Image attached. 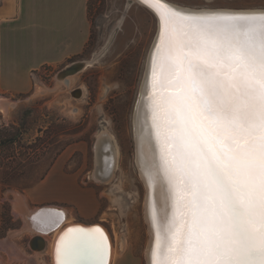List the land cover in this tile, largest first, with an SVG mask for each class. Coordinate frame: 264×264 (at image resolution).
Here are the masks:
<instances>
[{
  "label": "snow or ice",
  "instance_id": "snow-or-ice-1",
  "mask_svg": "<svg viewBox=\"0 0 264 264\" xmlns=\"http://www.w3.org/2000/svg\"><path fill=\"white\" fill-rule=\"evenodd\" d=\"M142 3L160 21L141 142L142 160L145 143L155 146L144 172L151 264H264V12ZM107 255L99 227L69 228L56 247L57 264Z\"/></svg>",
  "mask_w": 264,
  "mask_h": 264
},
{
  "label": "rangeland",
  "instance_id": "rangeland-1",
  "mask_svg": "<svg viewBox=\"0 0 264 264\" xmlns=\"http://www.w3.org/2000/svg\"><path fill=\"white\" fill-rule=\"evenodd\" d=\"M168 1L198 9L264 8V0ZM88 3L91 37L84 53L43 69L37 75L41 82L27 93L0 91V98L13 104L0 111V264H52L53 232L46 235L48 248L39 254L31 245L37 232H13L25 224L17 208L53 204L32 200L30 189L45 178L58 158L64 172L76 175L78 184L97 197V217L84 223H101L109 229L115 244L114 264H147L146 187L136 162L134 115L158 31L157 19L136 0ZM79 60L91 63L70 76L68 85H57V73ZM39 84L47 88L41 90ZM76 88H82L80 96L74 95ZM103 131L114 139L118 154L112 171L97 179L96 142ZM66 208L70 222H82L74 205ZM16 249L19 252L14 253Z\"/></svg>",
  "mask_w": 264,
  "mask_h": 264
},
{
  "label": "crops",
  "instance_id": "crops-1",
  "mask_svg": "<svg viewBox=\"0 0 264 264\" xmlns=\"http://www.w3.org/2000/svg\"><path fill=\"white\" fill-rule=\"evenodd\" d=\"M88 1L0 0L1 92L27 93L41 82L36 76L43 69L61 65L84 53L91 37ZM1 141L0 131V166L3 161ZM63 165L58 158L45 178L30 189L31 198L53 203L44 205L63 207L68 217L66 205H74L79 219L90 222L97 217L100 203L91 189L78 184L76 175L64 172ZM2 191L0 182V224ZM35 236L31 245L34 249H44V239Z\"/></svg>",
  "mask_w": 264,
  "mask_h": 264
},
{
  "label": "bare ground",
  "instance_id": "bare-ground-1",
  "mask_svg": "<svg viewBox=\"0 0 264 264\" xmlns=\"http://www.w3.org/2000/svg\"><path fill=\"white\" fill-rule=\"evenodd\" d=\"M136 1H138L142 6H144L148 11H150L156 17L157 28H158L155 42L152 46V49L148 57L146 72L144 75V80L141 86L140 95H139V99L136 105L135 115H134L136 162H137V166L139 169V173L146 187L145 218L148 223V232H149V243H148L147 250H146V262L147 264H151L150 249L154 243V230L152 228L151 215H150V197L152 196V192L149 189L147 178L144 172H145V168L147 167V165L151 162V157L155 151V146H154V141H152L151 142L152 149L151 151H149L148 144L147 142L145 143L144 145L145 155L142 160L141 142L142 140L148 141L150 132H151L150 119H149L150 113L147 107L148 105L147 93L149 91L148 82L150 79V60H151L152 53L154 51V46L158 42V37L160 33V21L153 9H151L150 7L142 3V0H136ZM160 2L168 3L171 7L175 9H178L182 12H190V13H201V12L262 13L264 12V8H260V9L259 8H255V9L200 8L198 9V8H191L188 6H180L168 0H160ZM90 63H91L90 60H79V61H74L66 65V67L61 69L56 75L57 85H60L63 83L68 85L70 82V76L75 75L78 72L84 70L85 68H87V66L90 65ZM38 86H40L39 89L41 90H45L47 88L45 84H39ZM10 105H13L11 101H9L8 99H5L4 97L0 98V111H5L6 109H8ZM96 146H97L96 147L97 150H96L95 177L97 179L99 178L104 179L105 177L104 173L111 172L112 165H114L117 161L118 150H117V147H115V142L112 136L107 134V132L105 131L101 132L98 135ZM156 199H157L158 207H163V205L160 203V200H159V191H157L156 193ZM17 209L19 213L23 214V217L25 219V224L20 230L14 231L13 234L21 232V231H26V230L30 232H37L35 235H38L39 237H41L40 239H44L45 247L44 249L36 247L35 248L36 253L38 254L42 253L46 248H48V242H47L46 235L48 233L53 232L54 237L51 243L49 244L50 245L49 249L51 250V256H52V264H57L56 247H57L58 242L60 241V237L69 228L91 229L94 227L101 228L103 233L107 237L108 255H107L106 261H107V264H114V258L116 256L115 244L111 237L109 229H107V227L104 224H101V223L88 224L84 222H70L68 214H66L67 213L66 210L63 207H59L57 205H45V206H40L36 209H29V208H26L25 206L23 208H17ZM38 214H41V215L38 216ZM33 217H38V218L34 220ZM41 220H45L46 223H43V224L40 223ZM13 252L17 253L19 251L16 249V250H13ZM80 264H89V262L86 260H83L80 262Z\"/></svg>",
  "mask_w": 264,
  "mask_h": 264
},
{
  "label": "water",
  "instance_id": "water-1",
  "mask_svg": "<svg viewBox=\"0 0 264 264\" xmlns=\"http://www.w3.org/2000/svg\"><path fill=\"white\" fill-rule=\"evenodd\" d=\"M73 93H74V95H77V96H79V95H81V93H82V90H78L77 92H75V91H73Z\"/></svg>",
  "mask_w": 264,
  "mask_h": 264
},
{
  "label": "built area",
  "instance_id": "built-area-1",
  "mask_svg": "<svg viewBox=\"0 0 264 264\" xmlns=\"http://www.w3.org/2000/svg\"><path fill=\"white\" fill-rule=\"evenodd\" d=\"M36 77H38V76H36ZM79 89L82 90V88H76L74 91L77 92ZM81 94H82V93H81ZM75 96H77V95H75ZM79 96H80V95H79Z\"/></svg>",
  "mask_w": 264,
  "mask_h": 264
},
{
  "label": "trees",
  "instance_id": "trees-1",
  "mask_svg": "<svg viewBox=\"0 0 264 264\" xmlns=\"http://www.w3.org/2000/svg\"><path fill=\"white\" fill-rule=\"evenodd\" d=\"M2 142V151H3V141H1Z\"/></svg>",
  "mask_w": 264,
  "mask_h": 264
}]
</instances>
